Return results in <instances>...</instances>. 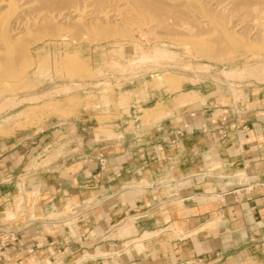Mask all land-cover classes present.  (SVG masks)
<instances>
[{"label":"crops","instance_id":"1","mask_svg":"<svg viewBox=\"0 0 264 264\" xmlns=\"http://www.w3.org/2000/svg\"><path fill=\"white\" fill-rule=\"evenodd\" d=\"M112 131L84 146L79 135L55 134L49 151L43 135L33 144L27 134L0 139V264H78V255L264 264L260 99L213 121H124ZM22 189L24 213L15 214ZM144 233L146 249H126Z\"/></svg>","mask_w":264,"mask_h":264},{"label":"rangeland","instance_id":"2","mask_svg":"<svg viewBox=\"0 0 264 264\" xmlns=\"http://www.w3.org/2000/svg\"><path fill=\"white\" fill-rule=\"evenodd\" d=\"M117 8L110 6L113 15L116 9L123 19L133 16ZM239 11L232 14L238 21L236 34L219 45L223 53L216 58L203 55L216 47L206 42L215 33H170L153 18H147L141 26L122 24V17L116 14L111 16L115 18L113 23L106 26L107 37L80 31L73 41L70 34L77 35V28L67 25L61 31L67 36L32 41L25 74L0 83V139L27 134L32 137L27 144H33L43 135L42 144L46 142L49 151L56 146L55 134L79 135L84 146L93 134L112 136V129L120 130L124 121H167L183 116L213 121L222 114L231 117L232 112L237 115L250 109V100L264 103V40L253 38L249 32L251 26L255 32L263 30L264 25ZM69 54L75 59V68L77 63L84 68L83 74L79 67L75 73L66 60ZM67 137L62 136L60 141ZM17 195L15 214H22L28 194L22 189ZM7 214L17 216L12 211ZM150 235L134 237L126 243V249L132 242L139 244L138 251L146 249L140 244L144 242L141 238ZM84 257L78 255L74 260L78 264H103L104 256Z\"/></svg>","mask_w":264,"mask_h":264},{"label":"bare ground","instance_id":"3","mask_svg":"<svg viewBox=\"0 0 264 264\" xmlns=\"http://www.w3.org/2000/svg\"><path fill=\"white\" fill-rule=\"evenodd\" d=\"M109 5L113 9L118 10L119 7L121 11L130 12L133 16L127 21L128 19H123L116 9L113 15ZM107 7L110 14L104 10ZM239 10H243L245 16H254L256 23L264 25V0H0V83L6 84L7 78L25 74L24 63L30 60L29 44L32 41L46 36H63L65 34L61 31L67 25H71L72 29L77 28V35L70 34L73 41L77 40L80 31L91 36L98 33L100 37H107L106 33L109 32L106 26L113 23L115 18L111 16H115L116 11V15L122 17V24L141 26L145 20H149L147 18H153L157 25L170 33L178 31L177 33L193 36L215 33L214 36L211 34L213 37L206 42L216 44V47L213 45V48L207 49L203 55L216 58L223 53L222 45H219L235 33L238 21L235 22V16L232 14ZM250 11H255L254 15L250 16ZM252 29L251 26L249 32L253 33V38L264 40V27L263 30L257 29L255 32H252ZM172 34L169 36L172 37ZM66 60L72 64L75 59L69 54L66 55ZM68 62L65 61L66 65H69ZM72 65L75 68V64ZM76 65L74 70L79 71L77 67L80 64ZM79 68L82 73L83 67Z\"/></svg>","mask_w":264,"mask_h":264}]
</instances>
